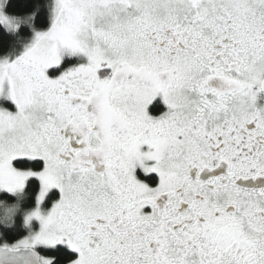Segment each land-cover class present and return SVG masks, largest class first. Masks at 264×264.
<instances>
[{
  "label": "snow or ice",
  "instance_id": "6c2138e0",
  "mask_svg": "<svg viewBox=\"0 0 264 264\" xmlns=\"http://www.w3.org/2000/svg\"><path fill=\"white\" fill-rule=\"evenodd\" d=\"M0 264H264V0H0Z\"/></svg>",
  "mask_w": 264,
  "mask_h": 264
}]
</instances>
